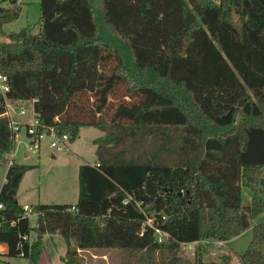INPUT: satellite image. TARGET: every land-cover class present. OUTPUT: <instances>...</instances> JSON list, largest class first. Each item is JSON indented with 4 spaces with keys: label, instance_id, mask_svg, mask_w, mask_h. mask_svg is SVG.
Listing matches in <instances>:
<instances>
[{
    "label": "trees",
    "instance_id": "trees-1",
    "mask_svg": "<svg viewBox=\"0 0 264 264\" xmlns=\"http://www.w3.org/2000/svg\"><path fill=\"white\" fill-rule=\"evenodd\" d=\"M8 1V97L37 99L42 126L70 142L82 125L104 134L97 161L79 168L77 202L34 204L35 227L17 196L28 166L8 167L0 261L39 264L44 236L60 233L63 264H83L79 249L96 248L124 250L121 264H220L204 260L202 243L232 239L264 211V0H41L37 29L7 32L22 12ZM4 112L0 96L7 162L16 132ZM252 230L239 259L264 264V221ZM191 242L194 262L180 254Z\"/></svg>",
    "mask_w": 264,
    "mask_h": 264
},
{
    "label": "rangeland",
    "instance_id": "rangeland-1",
    "mask_svg": "<svg viewBox=\"0 0 264 264\" xmlns=\"http://www.w3.org/2000/svg\"><path fill=\"white\" fill-rule=\"evenodd\" d=\"M22 7L21 15L4 25L8 31L20 30L23 26L37 29L41 18V0H19ZM0 5L11 6L8 0H0ZM7 37L0 33V42ZM121 95V94H120ZM119 97V96H118ZM85 107L89 105L88 96L80 99ZM26 104L31 107V102ZM104 132L92 125H82L79 136L74 142L68 143L67 148L57 150L50 147L52 138L45 136L41 148L30 150L29 140L25 127L16 134L14 150L7 154V162L0 161V188L4 183L8 170L9 159L14 158L17 164L28 166L27 171L18 189V201L21 205H34L37 203H76L79 190V168L84 163L94 164L97 161L96 144L94 139ZM25 154H27L25 156ZM54 154L55 156H53ZM244 203H249L252 191L243 188ZM36 216L31 215L32 226L36 225ZM264 221V211L252 218V226L243 233L218 244L215 241H204L201 245L203 258L206 262L218 261L220 264H242L239 255L243 253L252 237V227ZM37 238V232L32 229L30 239ZM182 245L181 255L194 262L197 243ZM67 251V242L60 233H47L44 236L43 252L39 264H63L62 256ZM198 252V250H197ZM83 264H121L124 259V250L120 248L79 249ZM229 256L225 260L223 256ZM7 264H32L30 258L25 256L6 257Z\"/></svg>",
    "mask_w": 264,
    "mask_h": 264
},
{
    "label": "built area",
    "instance_id": "built-area-1",
    "mask_svg": "<svg viewBox=\"0 0 264 264\" xmlns=\"http://www.w3.org/2000/svg\"><path fill=\"white\" fill-rule=\"evenodd\" d=\"M11 90V84L9 78L6 74L0 72V96L3 98L5 102V112L9 119V125L13 131L17 132L25 127L26 134L28 136L29 145L28 148L30 150L40 149L42 140L45 136H50L52 138L50 142V147L55 148L57 150H63L67 148L69 143V137L67 134H57L53 127L50 129L42 126V123L37 116L35 111V101L37 99L33 98L31 100H18L11 99L8 97V92ZM31 102V107H29L26 102ZM14 162V158L9 159L8 167ZM3 207V203L0 201V208ZM23 208L27 215L33 214V206L29 204H24ZM152 218H149L147 222L149 224L152 223ZM159 233V239L161 240L162 232L160 229H157ZM218 244H224V241H216ZM192 243H183L182 245H191ZM5 252L1 248L0 243V254ZM0 264H4L0 261Z\"/></svg>",
    "mask_w": 264,
    "mask_h": 264
},
{
    "label": "crops",
    "instance_id": "crops-1",
    "mask_svg": "<svg viewBox=\"0 0 264 264\" xmlns=\"http://www.w3.org/2000/svg\"><path fill=\"white\" fill-rule=\"evenodd\" d=\"M4 41H8V38H6V39H3ZM27 154H25V156H26ZM53 156H55L54 154H52ZM79 192V191H78ZM66 203H68V202H66ZM73 204V203H72ZM225 242V241H224ZM225 244V243H224ZM1 248L4 250V251H6L7 250V246H6V244L5 243H1Z\"/></svg>",
    "mask_w": 264,
    "mask_h": 264
},
{
    "label": "water",
    "instance_id": "water-1",
    "mask_svg": "<svg viewBox=\"0 0 264 264\" xmlns=\"http://www.w3.org/2000/svg\"><path fill=\"white\" fill-rule=\"evenodd\" d=\"M238 17V14L236 13V11H234V18L236 19ZM174 264H178V263H174Z\"/></svg>",
    "mask_w": 264,
    "mask_h": 264
}]
</instances>
